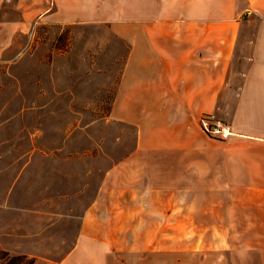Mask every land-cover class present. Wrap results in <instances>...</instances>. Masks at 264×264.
Segmentation results:
<instances>
[{"label": "crops", "instance_id": "0c3cea01", "mask_svg": "<svg viewBox=\"0 0 264 264\" xmlns=\"http://www.w3.org/2000/svg\"><path fill=\"white\" fill-rule=\"evenodd\" d=\"M49 1L50 22L124 48L107 119L130 130L94 199L57 218L78 227L55 264H153L154 237L180 236L209 237L203 263L264 264V0Z\"/></svg>", "mask_w": 264, "mask_h": 264}, {"label": "rangeland", "instance_id": "374dc122", "mask_svg": "<svg viewBox=\"0 0 264 264\" xmlns=\"http://www.w3.org/2000/svg\"><path fill=\"white\" fill-rule=\"evenodd\" d=\"M50 5L0 0V264L59 261L78 220L57 218L79 214L128 149V127L107 119L124 48L102 27L50 22ZM156 242L153 264H207L208 236Z\"/></svg>", "mask_w": 264, "mask_h": 264}, {"label": "built area", "instance_id": "2783aa9c", "mask_svg": "<svg viewBox=\"0 0 264 264\" xmlns=\"http://www.w3.org/2000/svg\"><path fill=\"white\" fill-rule=\"evenodd\" d=\"M201 124L204 132L210 137L224 140L231 134L228 126L213 116H204Z\"/></svg>", "mask_w": 264, "mask_h": 264}, {"label": "trees", "instance_id": "16d2710c", "mask_svg": "<svg viewBox=\"0 0 264 264\" xmlns=\"http://www.w3.org/2000/svg\"><path fill=\"white\" fill-rule=\"evenodd\" d=\"M1 254L3 253V252H0ZM4 254V253H3Z\"/></svg>", "mask_w": 264, "mask_h": 264}]
</instances>
